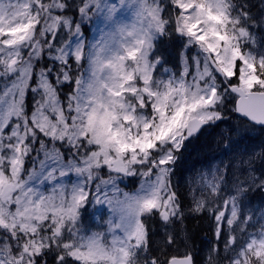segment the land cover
Returning a JSON list of instances; mask_svg holds the SVG:
<instances>
[{"label":"snow or ice","instance_id":"6c2138e0","mask_svg":"<svg viewBox=\"0 0 264 264\" xmlns=\"http://www.w3.org/2000/svg\"><path fill=\"white\" fill-rule=\"evenodd\" d=\"M72 7L70 0H0V78L7 81L0 89V264H194L174 236L184 219L171 181L176 153L223 120L229 101L246 126H264V40L257 42L253 18L235 0H82L81 17L95 8L106 21L86 45L67 14ZM122 9L131 11L130 23ZM173 34L183 41V70L162 78L156 42ZM65 84L72 87L62 99ZM41 156L39 170L25 166ZM70 174L77 181L68 184ZM136 176L134 191L119 187ZM250 176L264 188V179ZM202 180L207 191L193 195L191 211L213 216L218 241L224 233L223 264H264V225L249 232L251 217L242 218L238 204L244 182L221 205L212 199L217 177ZM37 182L52 187L45 192ZM89 204L109 207L106 232L85 233L81 210ZM157 219L162 240L153 251ZM206 264H221L219 244Z\"/></svg>","mask_w":264,"mask_h":264},{"label":"trees","instance_id":"16d2710c","mask_svg":"<svg viewBox=\"0 0 264 264\" xmlns=\"http://www.w3.org/2000/svg\"><path fill=\"white\" fill-rule=\"evenodd\" d=\"M240 1L238 5H245L253 2L254 0H237ZM73 7L68 11L70 16H79L78 7L81 5L82 0H70ZM91 16L90 21L82 26V29L86 33L91 32V27H99V12L93 8L89 13ZM89 39H87L86 45H89ZM180 49V45L173 43V36L165 37L164 50H167L165 56L161 58L164 66H170L175 73L181 69V64L178 62L175 53ZM88 50L87 47L85 49ZM47 63V61H45ZM171 72V71H170ZM6 81L5 79H2ZM71 85L65 84L63 86V92L61 98L71 91ZM31 100L33 103L32 93L27 95V103ZM222 123L226 124L225 126ZM221 124L212 126L217 134H214V140L208 137V133L195 134L191 138V144L187 151L180 150L183 159L179 160L175 167V174L177 176L175 184V191L179 195L181 204L187 209L188 212L184 213L183 224L177 223L174 227L176 230V244L180 249L185 247L191 252L195 264H204L206 257L209 254V250L213 245L219 244L221 248V264H223V242L225 235L222 232L219 241L214 234L215 221L211 214L208 212L196 213L190 210L193 205V195L196 196L197 188L195 185L186 182L187 177L193 178L196 176V172L200 170L208 169L212 177L215 175L220 183L221 202L231 197L229 195L231 186L235 181L238 184L241 182L249 181L250 174H256L260 177H264V129L255 135L250 133L252 130L257 129L255 126H246L237 115H227V119L223 120ZM226 128L236 131L238 134L223 133ZM223 133V134H222ZM217 142L218 148L214 149ZM214 143V144H213ZM213 144V145H212ZM253 152H256L254 155ZM250 156V157H248ZM244 164V166H243ZM242 166V178L240 174V167ZM244 187L247 191L240 197V201L247 202L248 206H254L253 209L248 210L251 218L247 223V230L250 232L253 228L259 229L264 225V188L252 186L248 182ZM252 188V189H250ZM250 189V190H249ZM242 195V194H241ZM260 205L256 206V204ZM239 204V201H238ZM261 208V209H260ZM259 210L258 215L257 210ZM192 212V213H191ZM83 216H86L82 211ZM242 217H245V211L242 212ZM257 217V218H256ZM92 216L85 217V222L88 226H96V223L91 220ZM256 218V219H254ZM256 223L252 225L250 221ZM156 231L150 232V246L155 251L156 246L162 240V232L160 221L157 219L152 222ZM183 237H182V236Z\"/></svg>","mask_w":264,"mask_h":264},{"label":"rangeland","instance_id":"374dc122","mask_svg":"<svg viewBox=\"0 0 264 264\" xmlns=\"http://www.w3.org/2000/svg\"><path fill=\"white\" fill-rule=\"evenodd\" d=\"M116 1L119 2V0H116ZM246 10L249 12V14L251 15V17L253 18L254 23H255V27L257 29L260 27L264 31V24L261 23V21H264V0H254L253 2H250L249 4L247 3ZM251 12H252V14H251ZM121 14L123 15L124 19L127 22L130 23L132 21L133 17L131 15V11L130 10H124V9H122L121 10ZM87 17H88V21H90L91 16L87 15ZM77 23H79L78 20H77ZM105 23H106V21L104 20L103 13H100L99 12V27L97 29L92 28V30H91L90 33H86L81 28V31L83 33V37H84L85 44L87 42V39L90 40L89 41V45H90L91 43L95 42L99 38V36L101 34L100 30L104 27V24ZM252 28H254V27H252ZM172 36H173V43H177V44L178 43H181L180 44V49H179V54L176 55V58L178 59V62L181 64V69L176 74L177 76H179L180 73L183 70V66H182V62H181V53L184 51V49H183V41L176 34H173ZM255 36L256 37H259L257 35H255ZM164 45H165V38L164 37H161L156 42V48H155V51H154V55L158 56L160 59H161L162 56H165V54L167 53V50H164ZM187 55L189 56V58H191V56H194L195 55V49L194 48L193 49H189ZM189 62L191 63V59H189ZM170 71H171V68L170 67H166L162 63H160L159 65H157L156 73L155 74L157 76H160V77L163 78V77H167L170 74H173ZM190 71H191V69H190ZM2 79H4V78H2ZM190 138L184 142V146L180 149L181 151L183 150V148L185 147V145L187 143H189ZM38 146L39 145H37V147ZM57 146L60 147L61 148V151L66 154V158H71L70 156H68V153L70 152V150H69V148L67 146H61L59 144ZM216 146L217 145H215L214 148H216ZM181 151H179L178 153H176V155L178 156ZM253 154L255 155L256 152H253ZM248 157H250V156H248ZM40 159H42V156L41 157H38V158H36L34 160L33 159H29L26 162V165L25 166L28 167V168H31L33 165H35V167L37 168V170H39V162H40ZM243 166H244V164H243ZM175 167H176V162L173 165V171H172V174H171L172 184L174 182L173 173L175 172ZM241 171H242V166L240 167V174H241L240 176L242 178ZM251 175H254L255 177L260 178V179H264V177L262 178V177H260V176H258L256 174H253V173H251ZM202 177H207L208 179H211L210 173H209L208 169L200 172L198 174L196 180H195V185H196V188H197L196 197H199L200 196L202 190L205 191V192L207 191L206 189H203V180H202ZM105 178H107V177H105ZM187 178H188V180H186V182L192 183L193 177H187ZM141 179L142 178L139 177V176H136V177H123L120 180H118L117 183H118L119 187L122 190L128 191V192H132V191H134L135 189H137L139 187V183H140V180ZM250 180H251V176L249 177V181H246L243 186H245L248 182H250ZM76 181H77V177L74 174H70L68 177L65 178V182L68 183V184L74 183ZM257 183H258V181H257ZM37 186L40 187V189L42 191L47 192V191H49L51 189L52 184H51V182H47L44 185H40L37 182ZM239 186H241V184H238V183H236L234 181L233 184H232V186H231V191H230L229 195L230 196L236 195V191H237V188ZM250 189H252V188H250ZM220 194H221V191L219 192V195L218 196L212 197V199L214 201H216V203L222 205L223 202H221V199H220L221 196H220ZM243 195H245V194L240 195L239 198H238L239 207H240V210H241V215H242V212L245 211V217H251V216L247 215L248 214V210L249 209H253L254 206L253 205L252 206H248L246 201L245 202L240 201V197L243 196ZM178 197H179V195H178ZM180 204H181V201H180ZM256 206H258V208H259L260 207L259 203L256 204ZM260 209L257 210V214H255V216L258 215ZM84 213L86 214V216H83V213H82V210H81V225H82L85 233L90 234L91 232H106L107 231V227H108V223L107 222L111 218V211H110L109 207L106 204L105 205L89 204V205H87L85 207V212ZM90 216H92L91 220H93L96 223V226H88L86 224L85 217H90ZM256 218H254V219H256ZM251 219H253V218H251ZM250 223L252 225L256 224L254 222V220L253 221H250ZM256 230H257V227L256 228H253L252 230H250V232H254ZM155 231H156V226L154 227V232Z\"/></svg>","mask_w":264,"mask_h":264}]
</instances>
